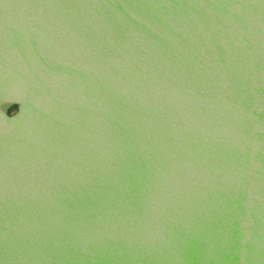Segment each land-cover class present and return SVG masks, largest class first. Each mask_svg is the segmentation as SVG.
Returning <instances> with one entry per match:
<instances>
[{
	"label": "water",
	"instance_id": "water-1",
	"mask_svg": "<svg viewBox=\"0 0 264 264\" xmlns=\"http://www.w3.org/2000/svg\"><path fill=\"white\" fill-rule=\"evenodd\" d=\"M0 264H264V0H0Z\"/></svg>",
	"mask_w": 264,
	"mask_h": 264
}]
</instances>
